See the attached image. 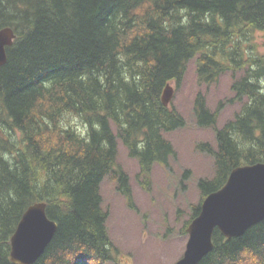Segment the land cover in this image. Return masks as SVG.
<instances>
[{"label": "trees", "instance_id": "trees-1", "mask_svg": "<svg viewBox=\"0 0 264 264\" xmlns=\"http://www.w3.org/2000/svg\"><path fill=\"white\" fill-rule=\"evenodd\" d=\"M4 26L14 38L0 65V264H15L9 238L35 201L46 202L56 230L31 264L114 259L100 183L116 179L131 204L129 177L115 165L118 139L144 182L155 162L175 156L163 133L185 120L161 93L167 82L179 85L191 59L199 82L231 72L227 100L239 110L217 127L218 108L196 95V123L214 130L216 146L196 145L214 171L199 178L189 221L232 168L264 162V53L253 44L257 32L264 39V0H0ZM211 240L198 264L245 256L264 264V219L230 238L215 228Z\"/></svg>", "mask_w": 264, "mask_h": 264}, {"label": "rangeland", "instance_id": "rangeland-1", "mask_svg": "<svg viewBox=\"0 0 264 264\" xmlns=\"http://www.w3.org/2000/svg\"><path fill=\"white\" fill-rule=\"evenodd\" d=\"M253 44L256 51L264 53L261 33L255 34ZM240 74L241 70L235 76ZM231 81L232 75L228 71L210 83L199 82L196 60L191 59L179 85L174 80L169 82L173 93L168 106L183 116L185 124L163 133L171 142L175 156L169 158L167 165L155 162L147 182L138 176L137 159L128 154L121 140H117L115 165L129 177L131 204L118 190L117 180L104 176L100 183L102 207L108 212L106 228L109 237L118 250L114 259L104 264H174L182 256L190 206L197 203L200 196L197 182L200 177H211L214 171L212 157L196 145L208 142L216 146L214 130L196 123L194 100L200 93L211 111L218 108L216 126H223L239 110L237 101L227 100L233 95ZM70 120L81 127L77 118L70 117ZM241 264H257V260L245 256Z\"/></svg>", "mask_w": 264, "mask_h": 264}, {"label": "water", "instance_id": "water-1", "mask_svg": "<svg viewBox=\"0 0 264 264\" xmlns=\"http://www.w3.org/2000/svg\"><path fill=\"white\" fill-rule=\"evenodd\" d=\"M10 26L0 27V65L6 62V47L13 42ZM173 87L166 83L161 102L167 106ZM264 219V162L237 165L224 184L206 194L198 214L186 227L187 240L182 256L174 264H198L213 247L212 232L224 237L244 233ZM56 230V222L46 215V202L35 201L22 212L9 238V258L15 264H31L43 253Z\"/></svg>", "mask_w": 264, "mask_h": 264}]
</instances>
